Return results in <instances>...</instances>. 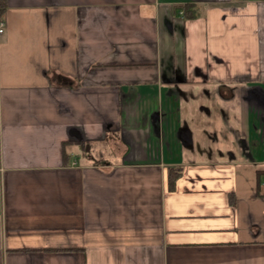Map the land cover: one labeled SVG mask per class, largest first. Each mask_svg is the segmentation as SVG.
I'll return each instance as SVG.
<instances>
[{
	"label": "crops",
	"instance_id": "obj_1",
	"mask_svg": "<svg viewBox=\"0 0 264 264\" xmlns=\"http://www.w3.org/2000/svg\"><path fill=\"white\" fill-rule=\"evenodd\" d=\"M3 1L0 264H264V0Z\"/></svg>",
	"mask_w": 264,
	"mask_h": 264
},
{
	"label": "trees",
	"instance_id": "obj_2",
	"mask_svg": "<svg viewBox=\"0 0 264 264\" xmlns=\"http://www.w3.org/2000/svg\"><path fill=\"white\" fill-rule=\"evenodd\" d=\"M4 1L0 0V17L4 13ZM184 16L187 17H194L196 14L195 8L190 3L185 4L184 6ZM261 173V171H258V175ZM182 175V168L181 167H170L169 168V180L170 183L173 185V183L176 182V180ZM173 187V186H172Z\"/></svg>",
	"mask_w": 264,
	"mask_h": 264
},
{
	"label": "rangeland",
	"instance_id": "obj_3",
	"mask_svg": "<svg viewBox=\"0 0 264 264\" xmlns=\"http://www.w3.org/2000/svg\"><path fill=\"white\" fill-rule=\"evenodd\" d=\"M103 150L105 151V153H106L105 157H106L108 160H109L110 158H111V159H114V158H115L113 155L109 154L110 150H109L108 147H106V149L103 148ZM97 157L99 158L100 156L95 155V158H97ZM106 158H105V159H106Z\"/></svg>",
	"mask_w": 264,
	"mask_h": 264
},
{
	"label": "built area",
	"instance_id": "obj_4",
	"mask_svg": "<svg viewBox=\"0 0 264 264\" xmlns=\"http://www.w3.org/2000/svg\"><path fill=\"white\" fill-rule=\"evenodd\" d=\"M5 28H6L5 20L1 18L0 19V33H3Z\"/></svg>",
	"mask_w": 264,
	"mask_h": 264
}]
</instances>
